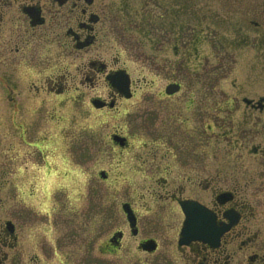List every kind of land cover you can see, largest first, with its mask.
Returning <instances> with one entry per match:
<instances>
[{
    "label": "rangeland",
    "instance_id": "1",
    "mask_svg": "<svg viewBox=\"0 0 264 264\" xmlns=\"http://www.w3.org/2000/svg\"><path fill=\"white\" fill-rule=\"evenodd\" d=\"M95 5L101 17L98 31L106 44L105 48L100 46L103 56L109 62L117 58L136 81L138 93L127 105L129 115L100 113L103 116L86 103L74 114L72 104L65 100L54 111L47 108L51 102L45 95L38 99L32 96L26 105L28 110L10 109L4 105L10 95L0 90V171L7 175L6 167L13 160L9 156L14 155L19 158L17 167L31 168L33 158L24 163L26 158L22 156L40 139L53 142L50 136L60 135L58 151L47 148L42 161L48 165L58 152L64 157V166H72L70 156L77 153L75 158L84 175L73 192L50 188L51 197L60 203L70 197L96 199V213L101 211L97 213L101 217L84 218L87 206L82 202L73 215L77 229L98 232L104 228L107 199L111 230L123 227L120 206L124 202L143 211V218L145 210L155 205L153 214L160 213L173 230L178 219L170 203L159 196L184 172L166 175L163 168L167 166H198V171L242 169L236 177L241 183L253 182L250 198H263L264 190L259 188L258 192L256 185L261 187L264 181L255 172L261 170L257 167H264V158L254 155L253 150H264V111L250 108L245 100L257 103L264 99V0H96ZM58 55L63 65L72 63L65 51ZM171 83L181 85V91L171 97L161 96ZM81 93V103L102 95ZM37 101L43 108L35 105ZM50 111L65 119L60 128L52 126L56 122L49 126L46 121ZM17 116L27 122L17 120L21 124L14 125ZM117 131L131 141L122 155L104 144V139ZM72 133L74 144L67 138ZM102 169L109 173L110 184L97 177ZM132 169L133 179L123 181L121 176L132 173ZM163 173L167 182L155 184ZM29 176L16 174V190L1 184L0 219L6 220L12 205L28 193L29 186L25 185L32 181Z\"/></svg>",
    "mask_w": 264,
    "mask_h": 264
},
{
    "label": "flooded vegetation",
    "instance_id": "2",
    "mask_svg": "<svg viewBox=\"0 0 264 264\" xmlns=\"http://www.w3.org/2000/svg\"><path fill=\"white\" fill-rule=\"evenodd\" d=\"M95 4L96 0H0V90L10 95L4 103L6 108L24 111L32 96L38 99L45 95L51 102L47 108L54 111L65 100L72 104L70 110L74 114L86 103L99 114L129 115L127 105L138 93L136 81L117 58L109 62L103 56L100 46L106 44L98 31L101 17ZM42 42L49 47H43ZM63 51L70 55V65H63L58 55ZM172 84L176 83L167 85L161 96L171 97L181 91L178 84V92L168 93ZM81 91L102 95L81 103ZM245 102L250 108L264 111L262 98L257 103ZM35 105L43 108L39 101ZM50 113L46 114L49 126L56 122L52 126L60 128L65 119ZM18 116L14 125L21 124L17 120L27 122ZM73 122L75 125L74 119ZM67 138L74 144V133ZM50 139L55 141L40 139L34 149L22 156L26 158L24 163L33 158L35 164L31 168L17 167L18 155H14L9 157L16 163L9 161L7 175L0 171V188L1 184H9L16 190V174L30 173L32 180L26 182L28 193L24 197L19 194L22 198L12 205L8 218L0 219V264H264V197L256 201L250 198L253 182L241 183L236 177L242 169L198 171V166H167L163 168L166 175L184 172L173 187H164L159 196L170 203L173 216L178 219L175 228H168L160 213L153 214L155 205L145 210L143 218V211L124 202L120 206L123 227L111 230L107 199L103 217L107 229H101L102 235L101 230L77 229L73 215L82 202L87 206L84 218L100 216L97 213L101 211L96 213V199L87 196L80 201L79 197H70L60 203L51 197L50 188L73 192L84 173L75 158L77 153L70 156L72 166H64V157L58 152L53 158L55 163L51 158L48 165L44 164L47 148L58 151L60 135L53 134ZM130 143L129 137L119 131L104 139V144L121 155ZM253 154L264 158V150L254 149ZM256 169H261L255 173L264 181V167ZM131 171L121 179L132 180L135 173L134 169ZM164 173L155 184L167 182ZM97 177L104 183L110 178L103 169ZM263 187L264 184L256 185L257 189L264 190ZM90 191L94 193L92 188ZM98 237L102 240H96Z\"/></svg>",
    "mask_w": 264,
    "mask_h": 264
},
{
    "label": "water",
    "instance_id": "3",
    "mask_svg": "<svg viewBox=\"0 0 264 264\" xmlns=\"http://www.w3.org/2000/svg\"><path fill=\"white\" fill-rule=\"evenodd\" d=\"M180 90V86L178 84H172L169 86L167 92L170 94H174Z\"/></svg>",
    "mask_w": 264,
    "mask_h": 264
}]
</instances>
